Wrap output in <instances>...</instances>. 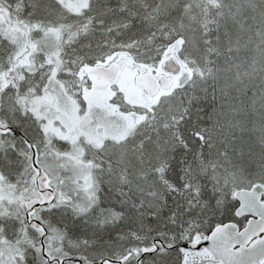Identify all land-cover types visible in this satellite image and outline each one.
I'll list each match as a JSON object with an SVG mask.
<instances>
[{"label": "snow or ice", "instance_id": "snow-or-ice-1", "mask_svg": "<svg viewBox=\"0 0 264 264\" xmlns=\"http://www.w3.org/2000/svg\"><path fill=\"white\" fill-rule=\"evenodd\" d=\"M0 264H264V0H0Z\"/></svg>", "mask_w": 264, "mask_h": 264}]
</instances>
